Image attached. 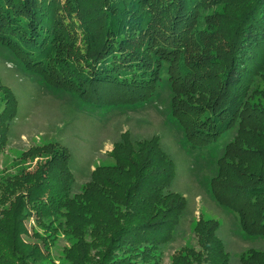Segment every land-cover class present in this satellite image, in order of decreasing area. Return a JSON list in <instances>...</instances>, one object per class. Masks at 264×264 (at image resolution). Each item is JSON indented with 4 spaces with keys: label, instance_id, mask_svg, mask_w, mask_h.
Returning <instances> with one entry per match:
<instances>
[{
    "label": "trees",
    "instance_id": "trees-1",
    "mask_svg": "<svg viewBox=\"0 0 264 264\" xmlns=\"http://www.w3.org/2000/svg\"><path fill=\"white\" fill-rule=\"evenodd\" d=\"M228 1L163 0L153 6V2L145 5V0H120L105 24L104 38L95 40L93 48L91 43L87 47L82 44L80 48L85 51L80 52L81 43L75 45L78 30L84 34V17L76 14L72 24L64 18L80 0H0V44L12 50L27 71L39 75L54 89L68 88L83 102L102 107L133 106L149 100L166 65V81L174 93L170 116L188 150L217 141L237 123V138L225 144L208 187L220 206L237 214L244 235L264 236V164L254 162L264 158V148L253 146L246 138L238 141L241 135L259 133L264 137V116L258 111L255 114L257 106L252 105L251 110L249 102L251 83H256V76L264 81V0H250L241 14V27L236 33L231 31L225 45L224 35L218 31L204 39L198 32L190 33L198 19L197 12ZM43 2L47 5L46 15L59 13L48 28L52 34L34 22L38 3ZM79 6L80 3L78 10ZM188 34L205 50V59L211 62L208 67L223 69L222 87L208 78L199 82L201 88L190 82L181 90L185 76L192 71L183 55L190 48ZM76 82L80 86L72 88ZM206 84L213 95L215 88L219 91L213 104L199 105L205 97H198L184 109L175 108V104L182 103L177 99L180 94H207ZM102 88L114 91L113 101L86 96H102ZM10 104L11 108L4 104L0 109V121L5 112L10 119L14 117L17 105L13 95ZM250 111L256 119H251ZM51 147L43 145L38 150ZM244 154L257 157L249 164ZM111 155L115 163L94 169L82 189L73 194L70 191L74 178L66 148L57 150L48 165L33 177L17 172L5 178L0 187V264H44L48 259L45 243L41 246L25 238L29 233L23 219L29 215L42 228L54 231L62 226L63 233L75 239L71 264H107L108 248L119 243L116 249L126 239L127 248H139L127 264H151L152 255V264H156L152 251L172 237L186 206L185 197L169 188L175 176L174 162L153 136L138 140L123 137ZM251 167L258 170L254 173ZM90 194L100 200V207ZM117 206H123L124 212L119 213ZM218 226L217 220L199 217L193 228L199 251L184 247L172 264H231L216 234ZM33 236L46 241L38 232L34 231ZM96 247L105 250L93 251ZM238 261L264 264V250L250 248L239 255Z\"/></svg>",
    "mask_w": 264,
    "mask_h": 264
},
{
    "label": "rangeland",
    "instance_id": "rangeland-1",
    "mask_svg": "<svg viewBox=\"0 0 264 264\" xmlns=\"http://www.w3.org/2000/svg\"><path fill=\"white\" fill-rule=\"evenodd\" d=\"M128 1L124 0V2ZM160 1L163 0H151V2L145 0L146 3H144L146 5L153 2V6H156L155 4ZM119 2L120 0H80L78 2L80 10L76 3L72 11L67 12L68 17L64 18L70 24L73 23L74 18L77 20L76 14L81 13L84 17L82 30L84 34L81 35L77 29L80 36L75 45L81 43L78 46L80 52L85 51L80 48L82 44L85 43L87 47V43H91L93 48L95 40L104 38L105 24L110 20L114 7L118 6ZM249 2L250 0H229L221 6L213 7L200 14L197 12L195 16L197 15L198 19L190 33L198 32L201 39H204L220 32L224 35V45L227 44L229 42L227 38H231V31L233 34L239 30L241 14L248 8ZM37 8L35 24H41L46 33L52 34L48 28L54 25L55 14L59 13L54 11V14L46 15V2L38 3ZM162 8L163 5L159 7L160 10ZM76 26L80 27L79 22H76ZM187 40L190 48H186L183 55L192 71L185 76L184 82L180 83L181 90L189 86L190 82L201 88L202 85L199 82L202 80L206 82L208 78L211 83L222 87L223 69L208 67L211 62L205 59V50L191 38V34L187 35ZM208 48L209 46L206 50ZM165 69H167L166 65L162 67V77L154 95L149 100L133 106L102 107L100 104H90V101L83 102L79 94L68 88H65L66 91L54 89L39 75L27 71L15 53L6 45L0 44V109L4 104L7 108L12 107L10 104L12 95L16 98L17 105L12 119L5 112L0 121V187L10 174L19 172L33 177L35 172L48 165L57 150L66 148L70 155V169L74 178V186L70 191L73 194L82 189L94 169L115 163L111 153L115 144L123 137L127 136L132 140L157 137L161 148L171 157L175 165V176L169 188L185 197L186 206L172 237L152 251L155 252L156 264H172L173 258L184 247H192L195 251H199L193 230L199 217L219 222L216 234L222 240L231 264H239V255L248 249L264 250V236L244 235L237 214L220 206L212 197L208 187L210 178L216 173L217 160L224 154L225 144L237 138L238 125L235 123L231 129L218 137L217 141L204 147L188 150L184 145L182 132L175 127L170 116L174 93L169 89ZM174 72L177 73L176 67ZM256 77H258L256 83H251L253 92L249 102L251 110H253L252 105L257 106L254 110L255 114L258 111L262 117L264 116V112H261L264 111V94H262L264 81L259 76ZM249 81L250 78L245 82ZM71 85L72 88L80 86L77 82ZM206 85L210 94L196 92L192 95L194 97L190 94H187L188 96L180 94L177 99L182 103L175 104V108L184 109V105L192 103L195 101L193 98L198 97L199 99L205 97L199 105L213 104L219 91L215 88L216 94L213 95L210 86ZM103 89L102 96L97 93L96 95L86 93V96L97 101H113L112 96L116 97L114 91L109 88H102V91ZM250 113H252V120L257 118L252 111ZM243 138L259 149L264 148V137L259 133L249 137L241 135L238 141ZM43 145H53V147L47 151L38 150V147ZM244 156L249 159L250 164L251 159L256 158L257 154H244ZM254 162L256 165L264 164V158ZM249 170L255 173L258 167L254 169L251 167ZM234 190L236 187L233 188V193H235ZM221 192L219 191L218 194ZM90 198L94 202H99L100 207V200L94 194H90ZM117 207L119 213L124 212L123 206ZM23 224L28 229L29 236L25 237L27 240L35 241L41 246H43L42 242L46 244L45 248L48 250L49 257L44 264H71L75 239L64 234L61 230L62 226L54 231L46 230L37 224L33 215L24 218ZM34 231L45 237L46 241L33 236ZM128 242L126 239L118 248L115 249V245L119 243L112 245L113 248L112 246L108 248L106 252L111 253L108 252L107 264H127L133 259L135 251L138 252L139 248H127ZM97 249L105 250L104 247H96L93 251Z\"/></svg>",
    "mask_w": 264,
    "mask_h": 264
}]
</instances>
